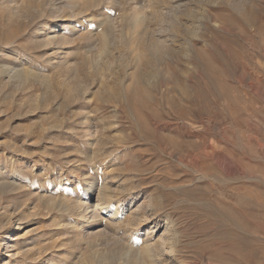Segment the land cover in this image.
Wrapping results in <instances>:
<instances>
[{
	"label": "rangeland",
	"instance_id": "1",
	"mask_svg": "<svg viewBox=\"0 0 264 264\" xmlns=\"http://www.w3.org/2000/svg\"><path fill=\"white\" fill-rule=\"evenodd\" d=\"M133 260L264 264V0H0V264Z\"/></svg>",
	"mask_w": 264,
	"mask_h": 264
},
{
	"label": "bare ground",
	"instance_id": "2",
	"mask_svg": "<svg viewBox=\"0 0 264 264\" xmlns=\"http://www.w3.org/2000/svg\"><path fill=\"white\" fill-rule=\"evenodd\" d=\"M160 41H156V42H154V46H153V48H152V50H151V52H154L155 54L157 53V54H161L160 52H161V45H160ZM163 49V48H162ZM27 73V72H26ZM23 78V77H22ZM106 189V188H105ZM102 192V191H101ZM106 192H108V191H106ZM109 194V193H108ZM107 194V195H108ZM103 196L106 198V193H104V191H103ZM103 197V198H104ZM111 199V198H110ZM112 203V202H111ZM98 207H100V206H98ZM109 206H108V202H106V201H104V203H102L101 204V208L100 209H106V208H108ZM143 209V208H142ZM117 214H119V213H114L113 215V219H115L116 218V216H117ZM212 214V213H211ZM258 217V216H257ZM139 218V217H138ZM251 218V217H250ZM141 219V218H140ZM167 223V222H166ZM175 224V223H174ZM170 226V225H169ZM168 230H170L169 231V233H168V235H169V237H168V239H167V246L169 245V253L170 254H172V256H174V251L176 250V248L178 247V245H177V240H178V234L177 233H174L173 234V229H172V226H170L169 227V229ZM240 237H241V235H240ZM237 240V239H236ZM241 240V239H240ZM240 242V241H239ZM179 249V248H178ZM134 262H133V264H137L136 263V260H133Z\"/></svg>",
	"mask_w": 264,
	"mask_h": 264
}]
</instances>
